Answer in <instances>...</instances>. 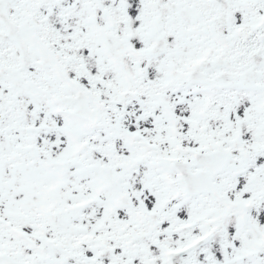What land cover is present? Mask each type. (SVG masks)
Listing matches in <instances>:
<instances>
[{"label": "snow or ice", "instance_id": "snow-or-ice-1", "mask_svg": "<svg viewBox=\"0 0 264 264\" xmlns=\"http://www.w3.org/2000/svg\"><path fill=\"white\" fill-rule=\"evenodd\" d=\"M0 264H264V0H0Z\"/></svg>", "mask_w": 264, "mask_h": 264}]
</instances>
